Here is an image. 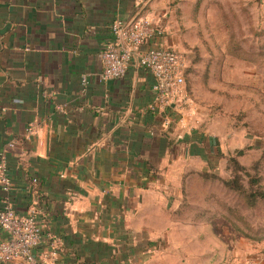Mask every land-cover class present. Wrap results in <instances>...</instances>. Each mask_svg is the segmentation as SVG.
Segmentation results:
<instances>
[{
    "label": "crops",
    "instance_id": "obj_1",
    "mask_svg": "<svg viewBox=\"0 0 264 264\" xmlns=\"http://www.w3.org/2000/svg\"><path fill=\"white\" fill-rule=\"evenodd\" d=\"M168 3L0 0V160L10 178L0 207L35 212L43 235L33 254L45 264H237L264 251V223L247 234V206L225 203L234 191L206 177L230 178L232 156L262 166L264 94L215 84V67L234 65L201 55L188 61L190 102L164 110L152 108L153 76L135 63L98 80L112 22L147 16L166 30ZM252 24L243 51L262 59L263 23ZM158 44L174 42L157 36L142 49ZM9 237L0 227V243Z\"/></svg>",
    "mask_w": 264,
    "mask_h": 264
},
{
    "label": "rangeland",
    "instance_id": "obj_2",
    "mask_svg": "<svg viewBox=\"0 0 264 264\" xmlns=\"http://www.w3.org/2000/svg\"><path fill=\"white\" fill-rule=\"evenodd\" d=\"M173 1L169 0L170 3L167 4L168 12L165 18L167 29H163L164 33H166L163 36H170L174 42L172 45L169 44L170 46L168 45V47L178 50L190 63L194 56L200 55L204 57L205 61L209 58H222L221 62H231L234 66L228 69L220 70V67H215V69L217 68L216 70L214 69L215 74L219 73L215 75L216 78L212 79V82L222 84L221 87H227L228 85L229 88L239 91L244 96L254 93L253 87L257 88L258 94L260 92L264 94V38L261 43L263 44L262 59L258 55L254 57L253 53L244 54L245 52L243 51L244 48L250 45L252 38L246 34L250 31V27L253 26L254 19L258 23L261 18L262 26L264 27V0ZM260 60L262 61L261 65H259ZM255 61H257V66L254 64ZM203 66L199 67L196 77L200 82V91L207 88L206 83L202 82V79L204 80ZM254 72L255 74L259 72L262 76L261 81H258L259 84L257 82L256 86L253 80L255 77ZM220 76L223 79H217ZM185 84L187 85V78L185 79ZM242 91H245L246 94ZM187 92L190 98L192 92L189 89H187ZM262 126L264 127V119L261 120ZM215 136H212V139L215 146H218L220 140L217 138V135ZM243 160L247 164L250 161V157H245ZM260 171L264 182V162ZM211 183H213L211 187L214 190L224 188L218 182ZM241 183L244 184L246 189L255 186L248 183L246 176H242ZM201 187H203L202 182L195 179L194 189ZM223 199L225 203L239 206L238 208L241 210H243L242 205L247 206L245 211L248 220L247 234L253 229L249 224L254 226L255 223H258L256 226H259L262 222L264 223V197L258 199L255 206L247 205L244 194L238 192L225 195ZM259 254H264V251H261ZM251 255L252 253H247L245 256H240L236 261L238 260V263L242 262L246 256Z\"/></svg>",
    "mask_w": 264,
    "mask_h": 264
},
{
    "label": "built area",
    "instance_id": "obj_3",
    "mask_svg": "<svg viewBox=\"0 0 264 264\" xmlns=\"http://www.w3.org/2000/svg\"><path fill=\"white\" fill-rule=\"evenodd\" d=\"M113 40L99 53L102 69L98 74L101 82L124 76L131 64L147 70L153 76L155 94L153 109L164 110L172 104L184 105L190 102L185 79L188 61L178 50L165 45L142 49L146 42H153L163 36L164 30L147 16L129 19H115L111 24ZM90 74L81 75L83 87L89 83ZM32 132V128L28 129ZM0 181L5 189L10 184L6 160H0ZM0 227L10 235L0 243V260L8 264H45L33 254V248L43 235V227L34 211L17 213L10 205L0 207ZM264 254L244 259L237 264H261ZM227 264V263H225ZM231 264V263H228Z\"/></svg>",
    "mask_w": 264,
    "mask_h": 264
},
{
    "label": "trees",
    "instance_id": "obj_4",
    "mask_svg": "<svg viewBox=\"0 0 264 264\" xmlns=\"http://www.w3.org/2000/svg\"><path fill=\"white\" fill-rule=\"evenodd\" d=\"M242 152L243 150H236V155H239ZM260 163L261 160L259 159L253 162L251 166L245 167L239 163L235 156H232L228 159V167L231 170L230 178L222 179L218 176H215V174H211L212 176H208L206 174V177L219 179L225 188L230 189L234 192L244 194L245 202L247 205L255 206L257 200L264 197V186L261 183L262 177L259 175L261 167ZM242 176H246L248 178V183H250L252 186H255L246 189L244 184L241 183Z\"/></svg>",
    "mask_w": 264,
    "mask_h": 264
}]
</instances>
